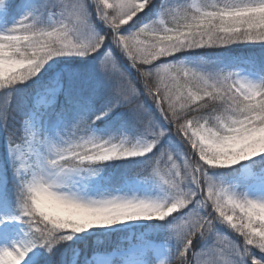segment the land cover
Returning a JSON list of instances; mask_svg holds the SVG:
<instances>
[{
  "label": "snow or ice",
  "instance_id": "obj_1",
  "mask_svg": "<svg viewBox=\"0 0 264 264\" xmlns=\"http://www.w3.org/2000/svg\"><path fill=\"white\" fill-rule=\"evenodd\" d=\"M0 264H264V0H0Z\"/></svg>",
  "mask_w": 264,
  "mask_h": 264
}]
</instances>
